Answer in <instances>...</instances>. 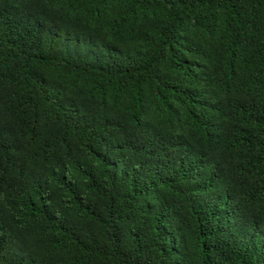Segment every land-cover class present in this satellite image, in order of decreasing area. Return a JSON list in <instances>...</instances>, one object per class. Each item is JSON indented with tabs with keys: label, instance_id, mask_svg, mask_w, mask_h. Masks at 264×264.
<instances>
[{
	"label": "trees",
	"instance_id": "trees-1",
	"mask_svg": "<svg viewBox=\"0 0 264 264\" xmlns=\"http://www.w3.org/2000/svg\"><path fill=\"white\" fill-rule=\"evenodd\" d=\"M0 264H264V0H0Z\"/></svg>",
	"mask_w": 264,
	"mask_h": 264
}]
</instances>
